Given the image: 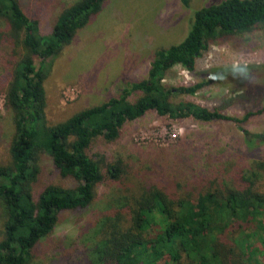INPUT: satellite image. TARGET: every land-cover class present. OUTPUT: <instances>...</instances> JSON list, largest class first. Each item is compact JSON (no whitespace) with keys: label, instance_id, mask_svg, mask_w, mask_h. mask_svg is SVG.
I'll use <instances>...</instances> for the list:
<instances>
[{"label":"trees","instance_id":"trees-1","mask_svg":"<svg viewBox=\"0 0 264 264\" xmlns=\"http://www.w3.org/2000/svg\"><path fill=\"white\" fill-rule=\"evenodd\" d=\"M104 1L76 0L43 35L20 0H0V44L11 45L5 100L13 119L8 160L0 164V264H30L34 247L53 231L60 213L88 207L106 176H121L120 160L107 163L103 155L92 157L87 150L97 137L115 140L126 121L147 111L171 119L229 120L247 140H264L242 127L250 116L264 113V103L239 117L173 100L220 79L223 69H212L214 75L188 85L164 82L175 65L193 71L210 43L264 28V0H221L198 8L181 41L154 50L145 77L126 80L109 99L47 124L43 63L72 41ZM42 153L75 184L48 183L34 195ZM255 167L259 172L251 170L230 183L211 180L197 193L171 192L155 184L123 189L95 224L88 264H264V160Z\"/></svg>","mask_w":264,"mask_h":264},{"label":"rangeland","instance_id":"rangeland-1","mask_svg":"<svg viewBox=\"0 0 264 264\" xmlns=\"http://www.w3.org/2000/svg\"><path fill=\"white\" fill-rule=\"evenodd\" d=\"M75 1L20 3L29 17L38 20L40 33L47 35L61 10ZM219 1L105 0L101 10L77 29L72 41L43 63L47 124L109 99L126 80L145 77L154 50L181 41L195 10ZM6 42L0 44V164L8 160L13 134L12 111L5 100L11 69L7 60L11 58V45ZM35 64H40L38 58ZM212 69H223L220 79L195 94L175 95L173 100L217 107L239 117L261 106L264 28L210 43L196 59L193 71L175 65L166 72L164 82L168 86L188 85L214 75ZM242 127L264 137V113L250 116ZM87 152L92 157L103 155L107 163L120 160L121 176L116 180L106 176L97 185V196L88 207L60 213L53 231L34 247L30 264H88L95 224L124 193L123 189L138 191L139 186L155 184L171 192L189 189L197 193L211 180L230 183L251 170L259 172L255 164L264 160V140H247L241 128L229 120L171 119L150 110L126 121L115 140L95 138ZM48 183L73 186L75 181L62 175L49 155L42 153L34 195Z\"/></svg>","mask_w":264,"mask_h":264}]
</instances>
